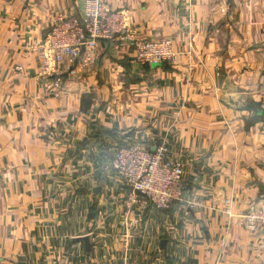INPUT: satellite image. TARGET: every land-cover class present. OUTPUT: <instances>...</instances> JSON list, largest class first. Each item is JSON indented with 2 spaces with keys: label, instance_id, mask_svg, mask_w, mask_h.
<instances>
[{
  "label": "crops",
  "instance_id": "crops-1",
  "mask_svg": "<svg viewBox=\"0 0 264 264\" xmlns=\"http://www.w3.org/2000/svg\"><path fill=\"white\" fill-rule=\"evenodd\" d=\"M103 1L130 40L171 39L175 62L102 41L86 67L41 72L31 48L84 0H0V264H264L240 222L264 210V0ZM163 139L184 179L158 211L108 165Z\"/></svg>",
  "mask_w": 264,
  "mask_h": 264
},
{
  "label": "built area",
  "instance_id": "built-area-1",
  "mask_svg": "<svg viewBox=\"0 0 264 264\" xmlns=\"http://www.w3.org/2000/svg\"><path fill=\"white\" fill-rule=\"evenodd\" d=\"M129 16L123 9L112 10L103 0H84L78 16L58 14L44 40L31 51L35 52L41 72H47L51 63L68 61L86 67L91 52L100 42H128ZM134 59L140 66L159 67L175 62L173 41L130 40ZM81 52L88 53L80 57ZM20 70V69H18ZM60 80H56L57 87ZM166 140L151 149L139 143L118 147L109 168L119 181L128 188L132 203L166 211L182 193L183 166L168 158ZM141 198L137 200L138 194ZM224 213L230 215V201H224ZM242 227L250 234L259 233L256 248L264 251V210L249 211L240 219Z\"/></svg>",
  "mask_w": 264,
  "mask_h": 264
},
{
  "label": "water",
  "instance_id": "water-1",
  "mask_svg": "<svg viewBox=\"0 0 264 264\" xmlns=\"http://www.w3.org/2000/svg\"><path fill=\"white\" fill-rule=\"evenodd\" d=\"M138 195H141L140 193H137ZM92 217V215H90L89 216V218H91ZM79 240H81V242H83L84 244H85V247L86 248H88L89 247V245H88V239L87 238H81V239H79ZM165 245H166V242L165 241H163L162 243H161V249L162 250H165Z\"/></svg>",
  "mask_w": 264,
  "mask_h": 264
},
{
  "label": "trees",
  "instance_id": "trees-1",
  "mask_svg": "<svg viewBox=\"0 0 264 264\" xmlns=\"http://www.w3.org/2000/svg\"><path fill=\"white\" fill-rule=\"evenodd\" d=\"M169 264H171V263H169Z\"/></svg>",
  "mask_w": 264,
  "mask_h": 264
}]
</instances>
